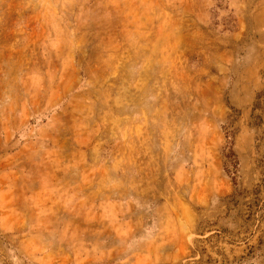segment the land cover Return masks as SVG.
<instances>
[{
  "label": "rangeland",
  "instance_id": "rangeland-1",
  "mask_svg": "<svg viewBox=\"0 0 264 264\" xmlns=\"http://www.w3.org/2000/svg\"><path fill=\"white\" fill-rule=\"evenodd\" d=\"M263 90L264 0H0V264H264Z\"/></svg>",
  "mask_w": 264,
  "mask_h": 264
},
{
  "label": "trees",
  "instance_id": "trees-1",
  "mask_svg": "<svg viewBox=\"0 0 264 264\" xmlns=\"http://www.w3.org/2000/svg\"><path fill=\"white\" fill-rule=\"evenodd\" d=\"M262 104H264V90L258 93L257 101H256L254 109L262 108ZM232 133H233L232 131L227 132L228 136L232 135ZM231 154H233L232 150L228 153L226 152V156H229Z\"/></svg>",
  "mask_w": 264,
  "mask_h": 264
}]
</instances>
